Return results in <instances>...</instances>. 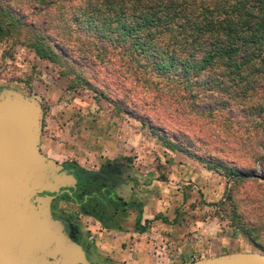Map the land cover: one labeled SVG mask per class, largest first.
Returning <instances> with one entry per match:
<instances>
[{
	"label": "rangeland",
	"instance_id": "rangeland-1",
	"mask_svg": "<svg viewBox=\"0 0 264 264\" xmlns=\"http://www.w3.org/2000/svg\"><path fill=\"white\" fill-rule=\"evenodd\" d=\"M13 7L20 10L22 21H41L29 0H14ZM25 41L20 36L0 44V89H14L41 106L42 127L50 126L52 131L41 151L45 157L86 171L114 164L120 179L130 178L118 189L121 203L127 205L117 209L113 205L107 216H113L124 229L133 225L135 230L137 211L131 202L138 204L142 213L144 208L153 210L152 224L161 221L156 218L159 205L162 213L170 211L171 216L165 212L160 217L169 218L173 230L166 231L169 236L177 235L174 239L183 246L182 255L198 260L231 253L264 255V123L254 125V116L243 112V105L216 107L210 100L214 95L204 92L194 103L213 111L199 114L189 107V95L194 93L189 88L156 78H151L154 83L145 82L144 69L126 63L115 52L100 63L81 60L58 66L38 59ZM80 79L92 87L84 86ZM243 104L247 109V103ZM151 128L205 160L244 173L246 178L235 183L195 158L165 149ZM156 180L159 186L152 187ZM190 193L194 200L187 196ZM226 193L232 195L240 223L253 229L251 234L260 247L233 226L230 202L217 206ZM52 215L74 223L86 237H91V227L96 224L69 202L55 201ZM174 227L179 233L175 234ZM72 240L79 242L77 237ZM85 252L91 264H96L98 259Z\"/></svg>",
	"mask_w": 264,
	"mask_h": 264
},
{
	"label": "trees",
	"instance_id": "trees-1",
	"mask_svg": "<svg viewBox=\"0 0 264 264\" xmlns=\"http://www.w3.org/2000/svg\"><path fill=\"white\" fill-rule=\"evenodd\" d=\"M73 1L29 0L41 18L29 24L13 7L14 0H0V44L24 36V44L38 59L58 66L81 60L100 63L115 52L126 63L140 65L145 82L154 83L151 78H156L189 88L194 92L189 107L199 114L213 111L194 103L204 92L214 95L210 100L216 107L243 105V112L254 116V125L264 123V0H80L77 5ZM69 53L78 54V60ZM79 82L92 87L83 79ZM151 132L165 149L195 158L230 181L246 178L238 170L197 156L155 128ZM226 202L233 226L260 247L253 229L240 223L230 193L217 206ZM130 206L137 211L136 229L145 231L139 226V205ZM97 220L103 226L114 221L107 215ZM74 229L80 233L78 226Z\"/></svg>",
	"mask_w": 264,
	"mask_h": 264
},
{
	"label": "water",
	"instance_id": "water-1",
	"mask_svg": "<svg viewBox=\"0 0 264 264\" xmlns=\"http://www.w3.org/2000/svg\"><path fill=\"white\" fill-rule=\"evenodd\" d=\"M42 109L0 89V264H91L53 217L51 202L72 196L79 175L40 150ZM186 264H264V255L231 253Z\"/></svg>",
	"mask_w": 264,
	"mask_h": 264
},
{
	"label": "crops",
	"instance_id": "crops-1",
	"mask_svg": "<svg viewBox=\"0 0 264 264\" xmlns=\"http://www.w3.org/2000/svg\"><path fill=\"white\" fill-rule=\"evenodd\" d=\"M51 132L50 126L42 127L40 135L41 151L45 145L47 136ZM156 181L151 182L152 187L159 186V182ZM129 182L130 178L125 179L124 185ZM187 196L193 199L192 193ZM156 207L158 212L156 218L161 221L152 224L150 216L153 215V210L144 208L141 214V220L142 217L143 220L142 223L141 220L139 223L140 227H146L143 232L136 229V224L134 230L133 225H126L124 229L119 222L113 221L109 225L103 226L99 221H95L96 224L91 227V237H86L82 231L76 233L78 238L82 235L79 238L78 244L80 246L84 245L86 251L98 259L96 264H186L198 261V259H191L188 255L181 254V248L183 246L174 239L177 235L175 237L169 236L166 231V229L173 230L172 226L168 223L170 221L169 218L160 217V214H164L165 212H167L166 216H171L170 211L165 210L162 213L161 207L159 205ZM175 213L174 211L172 214L173 219L176 217ZM161 231H163V235ZM174 232L177 234L179 230L176 231L174 227ZM148 236H151L150 239H148ZM81 247L83 248V246ZM199 260L202 259L199 258Z\"/></svg>",
	"mask_w": 264,
	"mask_h": 264
},
{
	"label": "flooded vegetation",
	"instance_id": "flooded-vegetation-1",
	"mask_svg": "<svg viewBox=\"0 0 264 264\" xmlns=\"http://www.w3.org/2000/svg\"><path fill=\"white\" fill-rule=\"evenodd\" d=\"M62 165L64 168L74 169L77 174L83 175V177L77 180L75 191L71 190L72 196L64 194L62 198L57 196L51 202V213H53V203L55 201L69 202L82 215L98 221V218L106 217L104 210L105 212L109 210V208L113 207L114 203L121 208L127 205V203H121L118 196V189L125 184V179H120V170L117 165H105L97 171H86L75 164H72L70 167L66 164ZM60 220L65 224V231L68 235L71 238L76 237L77 232L74 226L76 227L77 225L68 222L63 217ZM81 246L85 249L84 245Z\"/></svg>",
	"mask_w": 264,
	"mask_h": 264
}]
</instances>
